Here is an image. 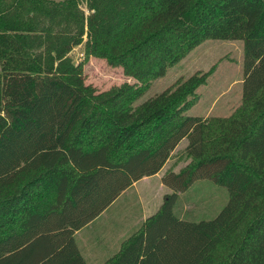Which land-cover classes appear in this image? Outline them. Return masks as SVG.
I'll return each instance as SVG.
<instances>
[{"label": "trees", "instance_id": "16d2710c", "mask_svg": "<svg viewBox=\"0 0 264 264\" xmlns=\"http://www.w3.org/2000/svg\"><path fill=\"white\" fill-rule=\"evenodd\" d=\"M207 38L243 42L232 113H186L208 71L137 102ZM90 56L135 81L97 91ZM184 137L189 160L161 176L171 191L101 264H264V0H0V264H88L75 231ZM202 177L226 203L179 218L178 192Z\"/></svg>", "mask_w": 264, "mask_h": 264}, {"label": "rangeland", "instance_id": "374dc122", "mask_svg": "<svg viewBox=\"0 0 264 264\" xmlns=\"http://www.w3.org/2000/svg\"><path fill=\"white\" fill-rule=\"evenodd\" d=\"M80 5L87 13L85 3L80 2ZM83 54L84 42L73 46L69 51L75 62L81 61ZM207 71L206 80L196 87L194 103L186 113L202 116L229 115L240 104L242 98L241 39H204L179 61L170 65L164 75L154 79L137 102L191 74ZM83 75L84 81L92 84L97 91L114 89L125 81H135V78L123 72L121 66L110 64L105 58L98 56H90L84 61ZM186 142L185 137L179 141L178 147L174 148L159 175L145 177L143 181L130 187L105 211L74 234L76 243L89 264H101L112 255L121 241L141 225V215L155 209L156 204L150 196L155 195L157 199L161 187L151 182H159L164 171L177 170L189 160L184 152ZM166 188L171 191L169 187ZM146 199H150L151 203L144 211ZM227 199L226 186L212 178L202 177L194 180L185 190L178 192L173 212L185 220L209 219L219 212Z\"/></svg>", "mask_w": 264, "mask_h": 264}, {"label": "crops", "instance_id": "0c3cea01", "mask_svg": "<svg viewBox=\"0 0 264 264\" xmlns=\"http://www.w3.org/2000/svg\"><path fill=\"white\" fill-rule=\"evenodd\" d=\"M187 143V142H186ZM185 146V145H184ZM176 147H178V144H177V146ZM175 147V148H176ZM174 150V149H173ZM166 163V162H165ZM165 163H164V165H165ZM164 165L161 167V169L158 171V172H156L155 174H152V175H146V176H143L142 178H140V179H138V180H136V181H134L129 187H127L126 189H124L120 194H119V196L115 199V200H113L103 211H105L110 205H112L122 194H124L130 187H133V186H135V185H137V183L138 182H140V181H143L142 179H144L145 177H156V175H159L160 174V172L162 171V169H163V167H164ZM175 170V169H174ZM178 170V169H177ZM165 172V171H164ZM163 174V173H162ZM162 176V175H161ZM161 176H160V180H159V182H151V184H153V185H155V186H160L161 187V190H160V192L158 193V195H157V199H156V196L155 195H153V196H150V198L153 200L154 199V202H155V204H156V207H155V209L153 210V211H149V212H145L144 214H142L141 215V221H143L149 214H151V213H153L155 210H157V208L159 207V205H160V203L162 202V198H163V195L165 194V193H167V192H169L168 191V189L166 188V186L167 185H165L162 181H161ZM146 184H150V183H146ZM168 187V186H167ZM150 203H151V201H150V199H146L145 201H144V211L145 210H147L148 208H149V206H150ZM102 211V212H103ZM101 212V213H102ZM101 213H99V214H101ZM98 214V215H99ZM97 215V216H98ZM96 216V217H97ZM95 217V218H96ZM95 218H93L91 221H93ZM91 221H89L88 223H90ZM88 223H87V225H88ZM86 225V224H85ZM84 225V226H85ZM79 231V229L78 230H76L75 231V234L77 233ZM120 246V245H119ZM119 248V247H118ZM89 264V263H88Z\"/></svg>", "mask_w": 264, "mask_h": 264}]
</instances>
